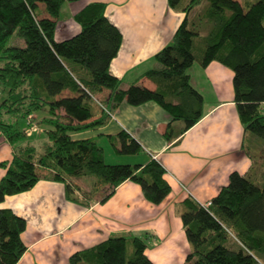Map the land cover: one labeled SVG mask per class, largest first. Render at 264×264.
I'll return each instance as SVG.
<instances>
[{
	"label": "trees",
	"instance_id": "1",
	"mask_svg": "<svg viewBox=\"0 0 264 264\" xmlns=\"http://www.w3.org/2000/svg\"><path fill=\"white\" fill-rule=\"evenodd\" d=\"M65 1L76 0H0V84L7 90L0 102V130L16 145L25 137L17 126L20 118L43 108L49 109L46 119L51 125L41 152L30 143L16 146L13 158L1 163L6 173L0 182V204L45 178L65 182L69 199L89 205L92 196L87 190L77 194L81 188L76 182L87 175H94V193L106 189L104 200L130 180L141 185L150 202H163L171 186L156 157L146 163H108L97 139H78L73 133L105 124L109 111L125 100L134 106L157 102L172 122L183 121L182 131L190 129L203 116L204 96L189 73L196 61L207 66L217 60L233 69L241 120L246 131L264 140V0H191L186 6L169 0L187 16L156 54L157 65L146 72L154 88L140 83L124 88L111 72L123 33L107 16L103 2L88 4L75 15L79 33L57 40V19ZM205 1L203 9L188 16ZM43 10L47 17L40 15ZM14 34L25 43L9 45ZM106 89L109 98H100ZM110 138L118 153L143 151L141 141L125 130ZM260 165L264 168V160ZM181 217L191 243L187 264H257L264 256V183L250 174L233 171L208 207L186 198ZM26 228L25 217L0 207V264L19 262L27 250L22 238ZM147 248L142 237L111 236L73 254L71 264H156Z\"/></svg>",
	"mask_w": 264,
	"mask_h": 264
},
{
	"label": "crops",
	"instance_id": "2",
	"mask_svg": "<svg viewBox=\"0 0 264 264\" xmlns=\"http://www.w3.org/2000/svg\"><path fill=\"white\" fill-rule=\"evenodd\" d=\"M94 2L106 4L107 16L123 33V43L111 62V72L121 79L124 88L133 83L156 87L146 72L157 65L156 54L171 42L187 12L174 8L169 0L65 1L66 12L70 11L68 19L63 13L57 19L56 39L61 41L79 33L81 25L75 15ZM40 15L48 16L44 10ZM18 42L25 43L21 38ZM189 73L192 84L204 96L203 116L190 129L182 131L183 121L172 122L170 114L157 102L134 106L125 100L105 124L73 133L78 139L111 142V135L123 130L130 132L141 141L143 151L118 157L137 164L146 163L154 154L166 168L165 178L171 186L165 200L160 204L150 202L141 185L130 180L104 200L106 189L94 193L95 178L87 175L76 178L81 188L77 194L83 195L87 190L89 197L92 196L89 205H83L69 199L65 182L43 178L32 189L9 195L0 204L27 220L22 234L27 250L17 264H71L73 254L111 236L143 238L144 233L152 243L147 253L156 264H176L175 259L182 264L185 252L191 250L181 217L183 201L188 197L202 204L212 201L229 182L233 171L250 174L257 166L261 167L249 148L251 133L246 131L235 102L233 69L217 60L207 66L196 61ZM99 95L108 99L109 90ZM171 122L169 139L167 131ZM48 139L44 136L43 143H36L37 139L13 145L0 130V182L6 173L1 163L13 158L16 146L30 143L41 152ZM254 142L257 147L259 142ZM257 264H264V256Z\"/></svg>",
	"mask_w": 264,
	"mask_h": 264
},
{
	"label": "rangeland",
	"instance_id": "3",
	"mask_svg": "<svg viewBox=\"0 0 264 264\" xmlns=\"http://www.w3.org/2000/svg\"><path fill=\"white\" fill-rule=\"evenodd\" d=\"M191 0H181V4L186 6ZM206 6V1L203 2L201 5H199V7H197L195 10H193L192 12V16L195 15L197 13V11L203 9ZM68 9V5L62 6L61 9V16L63 13V17L68 19V12L70 10H68L66 12V10ZM204 26V25H203ZM202 26V33L206 32V27ZM18 36L16 34H14L11 39L8 41L9 45L12 44H17L18 40L20 38H17ZM17 38V39H16ZM21 40L24 41V39L21 38ZM17 41V42H16ZM19 43V42H18ZM199 51V49H198ZM197 53V52H196ZM199 54V53H197ZM7 94V90H4L3 85L0 84V102L4 99V97ZM104 95H101V98ZM115 112V111H114ZM50 116V112L48 108H43L40 109L38 111H36L35 113H33V115H29L27 118H20V120L17 123V126L19 127L20 130H23L25 133V137L23 138V140H21L20 142H18L19 144L22 143H26L28 141H36V143H43L44 141L42 140L43 137L45 136L46 138H48V133H47V129L51 127L50 122L46 119V117ZM111 117V115H110ZM6 120L12 121V116H5L4 117ZM35 124L36 127L33 128L32 125ZM29 130V131H28ZM5 136V135H4ZM42 140V141H41ZM259 142V145L256 147L254 146L255 142ZM99 143H101L105 149V155H106V161L108 163H112V164H119V163H129V162H124L122 161L123 159H121V157L118 156H122V158H125V156H127L128 154H121L118 153L114 147L112 146L111 142L108 139L105 140H101ZM248 145L250 150L253 152V157L255 158V160H257V165L262 162V160H264V155H263V151H264V140L261 139L259 136L251 133V135L248 138ZM43 147H41L42 149ZM129 160V159H125ZM129 161H133L132 159ZM131 163V162H130ZM251 177L254 179L255 182L258 183H264V168L257 166L256 170L252 173H250ZM94 177V175L90 176V178ZM143 235V239L146 240L147 245H150V247H152V243L149 241V238L147 237L148 234L144 233ZM117 236V235H116ZM191 251V250H190ZM189 251V252H190ZM189 252H185L186 257H184V261L182 262V264H187L186 258ZM176 264H181V263H177V260L175 259Z\"/></svg>",
	"mask_w": 264,
	"mask_h": 264
},
{
	"label": "built area",
	"instance_id": "4",
	"mask_svg": "<svg viewBox=\"0 0 264 264\" xmlns=\"http://www.w3.org/2000/svg\"><path fill=\"white\" fill-rule=\"evenodd\" d=\"M109 114L111 115V117L114 116V112L109 111ZM32 127L35 128L36 125L33 124ZM28 131H29V130H28ZM153 157H156V156L153 154ZM211 202H212V201L206 202V203H204L203 205H205L206 207H208V206L211 205Z\"/></svg>",
	"mask_w": 264,
	"mask_h": 264
}]
</instances>
